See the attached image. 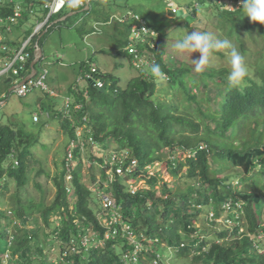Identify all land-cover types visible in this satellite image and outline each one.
Here are the masks:
<instances>
[{
  "label": "trees",
  "instance_id": "1",
  "mask_svg": "<svg viewBox=\"0 0 264 264\" xmlns=\"http://www.w3.org/2000/svg\"><path fill=\"white\" fill-rule=\"evenodd\" d=\"M45 1L22 0L21 4L33 8L35 17L41 20L46 15L42 7ZM195 1L212 3L215 13L227 24L223 36L219 27L211 30L217 37L231 40L243 55L248 67L245 84L241 88H230L227 77L231 65L223 63L209 64L205 71L192 73L182 61L166 56L163 35L157 31L153 47L147 42L136 46L144 57L153 55L167 76L163 81H167L168 89L158 91L151 68L134 67L132 55L125 49L133 18L127 12L112 17L96 14L94 26L114 24L115 17H124V21L115 22L123 31L117 38L123 50L115 52L114 56L126 57L138 73L120 86L116 74L102 72L95 66L93 75L103 80L101 87L87 79L83 86L76 84L68 88L71 101L67 108L64 105L60 109H55V105L39 106L41 112L52 110V117L65 132L63 167L54 176L53 199L41 205L42 228L35 221L32 227H27L30 219L23 208L15 212L0 209V264H130L128 254L134 249V243L122 230L124 224L129 225L135 239L143 245L139 264H152L154 259L156 264H169L165 261L167 256L160 252L163 247L178 258L190 257L189 264H264V245L260 250L258 238L264 234L260 211L264 203V51L254 52L252 61L248 44L254 36L264 40V25L243 17L241 0L231 1H240L233 9H230L231 3ZM195 1L177 8L195 17L199 13ZM96 4L97 0H90L88 9L84 10L83 5L69 11H77L76 14L82 11L87 20L92 11L97 10ZM10 6L0 14L11 13ZM66 8L52 15L48 24L67 15ZM28 14L23 13L17 26L29 20ZM147 25L150 26L148 22ZM53 26L51 24L45 32ZM202 30L208 31V27ZM95 31L92 26L86 35ZM39 34L31 38L30 58L22 73L24 78L31 72L35 44L42 45L45 33ZM28 35L29 32L24 34ZM15 43L8 40V44ZM229 51L213 53L229 61ZM85 67L90 71L91 66L85 64ZM12 86L11 78L0 77V101L15 94ZM158 93L169 99L156 97ZM15 118L12 115V119L0 123V196L10 184L26 185L29 160L34 154L36 138ZM79 128L80 135L77 134ZM71 144L76 163L71 164L68 171L65 164L67 147ZM94 146L101 148L102 156H94ZM83 147L92 162H99L98 186L108 183L106 190L111 192L113 207H104L96 192L100 209L90 206L93 190L82 179L80 154ZM111 148L114 152L127 151L129 158L122 165V173L113 170L108 177L105 157ZM132 160L136 164L130 169ZM157 161L178 181L177 188L163 181L160 189H156L161 179L156 173L148 172ZM230 166L241 169V189H237L231 176L223 175ZM41 173L46 171L41 168L38 174ZM140 173L147 179V187L132 191L130 181L137 179ZM67 174L72 178L69 187L65 180ZM89 176L95 180L92 174ZM113 210L121 215L120 221L114 224L116 233H111L102 222ZM6 252L10 255L7 258ZM170 257L172 259V255Z\"/></svg>",
  "mask_w": 264,
  "mask_h": 264
},
{
  "label": "rangeland",
  "instance_id": "2",
  "mask_svg": "<svg viewBox=\"0 0 264 264\" xmlns=\"http://www.w3.org/2000/svg\"><path fill=\"white\" fill-rule=\"evenodd\" d=\"M97 1L98 4L95 6L97 10L95 12L92 11L91 16L88 17L87 20H84V13L80 11L78 14L70 16L71 18L66 22L60 20L61 22L58 23V25L54 22L56 20H52L50 25L54 24V26L48 32H44L45 35L41 45L43 57L35 67L38 71L43 68L47 69V77L44 80L47 85V89L36 87L26 96H17L12 93L4 100V103L0 105L1 124L7 122L9 119H12V115H14L16 117L15 119L20 121L22 127L36 138V143L33 148L34 154L29 160L27 174L28 182L26 185L21 187L10 184L8 190L0 196V209L14 211L15 209L23 208L28 211L27 215L30 220L27 227H32L34 221L41 228L43 227V222L40 216V210L42 209L41 205H43V203L48 204L51 202L55 195L56 186L54 184V176L63 167L62 160L66 147L65 132L59 126L57 119L52 117V110L48 109V116H46L43 110L41 112V106L46 108L48 105H55V109H60V107L65 104L66 98H68V88L76 84L79 86H83L85 84V80L83 79L84 74L87 71L85 70V64L87 66L94 65L96 67H98V64L102 72L116 74L119 78L120 86H123L129 77L138 73V71L131 66L126 57L123 55L114 56L115 52L123 50L122 45L117 41V38H120L123 34L121 27L115 26V22H118L117 20H113L114 24L99 23L98 31L96 30V32L86 35V31L91 29L94 25L96 14H99L102 17H112L121 16L127 11L138 13L150 24V28L163 35L162 40L165 44L166 56L176 61H182L184 65L191 68L192 73L195 72V66L190 59H198L199 53H192L190 59L187 53L178 54L172 47L174 41L182 38L186 33H190L193 30L206 31L202 30L205 27H208V31H211L214 34L215 31H212L211 29H215V26L220 28L221 36L226 33L225 30L227 24L223 23L224 21L217 13H215V7L213 8V4L208 1L174 0L176 8L195 1V3H197V7H199V13L195 17L191 14L185 13L175 15L174 17L168 16V9L170 8L167 6L165 0ZM231 1L232 0H221V5L228 4ZM237 6L235 5V7ZM32 15L33 16H30L27 23L22 24L23 27H21V29L28 28L30 25L34 24L33 21L34 19H37V16L35 17L36 13H33ZM85 22L87 23L85 24ZM46 30L47 28L43 31ZM19 32L20 31L17 29V25H14L12 28L13 36H17ZM157 35L156 37H158ZM138 43H140V41ZM248 44L252 49L250 59L253 61L254 52L257 50L264 51V40L259 36H254L252 40L250 39L248 41ZM224 50L225 49H222L220 51ZM248 58L249 56L247 59ZM222 63L228 66L230 65L227 59H224L215 53L211 54L209 58L210 65L218 66ZM156 82L158 91H160L161 88L164 90L168 89L167 81H161L156 78ZM156 97L169 99V96H164V94L160 93H158ZM34 113L42 114L40 122L32 121L31 116H33ZM43 124L44 126L41 132L40 127ZM77 132L78 135H80L81 128L77 129ZM83 144L84 142H82V145ZM100 149L101 148L99 146H94L95 157L103 155ZM114 151L115 150L111 148L107 152L108 156L105 157L107 163L108 161H111L109 156L111 157L117 154H120L118 159L125 157L124 159L127 160L126 157L128 156L126 151ZM80 157L82 161V179L84 183L89 185V187L93 190L91 194L90 206L93 209H100V197L102 195L104 196L106 193H111L106 190L109 188V185L107 182H103L102 187L98 186L100 184L99 180L101 179V175L99 173L100 168L97 164L99 162L96 160L92 162L86 156L85 147L81 148ZM163 157L165 159L169 158V156ZM73 159L74 158H72V160ZM135 164L131 165L129 168L132 169V166ZM92 165H94V167ZM112 165L114 164L110 163L109 169L106 172L108 177H111ZM41 168H43L46 173L38 174V171ZM149 169V174L156 173L161 179V181L156 183V189H160V183L163 181L172 185L174 189L177 188L176 186L178 181L173 178L166 166L161 165L160 161L155 162L153 167ZM240 172V168H233L230 166L223 171V175L227 174L231 176V180L234 185L237 186V189H241L243 187V182L242 179L239 178L241 175ZM90 174L93 176L96 174L94 176L95 180L89 176ZM65 180L66 184L70 182L67 175ZM130 182V189L134 191L140 187H147V179L143 173H140V176L137 179L131 180ZM95 192L97 193L99 199L95 195ZM260 211L262 213L261 220L264 221V203L261 204ZM202 212H205V209H203ZM51 218H54V216ZM258 238L260 239L261 247L259 249L263 250L262 245H264V234H260ZM160 252L167 256V260L165 261L169 264H189L190 257L184 256L183 258H178L174 253L169 254L170 251L166 247L161 248ZM170 255H172V259Z\"/></svg>",
  "mask_w": 264,
  "mask_h": 264
},
{
  "label": "built area",
  "instance_id": "3",
  "mask_svg": "<svg viewBox=\"0 0 264 264\" xmlns=\"http://www.w3.org/2000/svg\"><path fill=\"white\" fill-rule=\"evenodd\" d=\"M90 0H87V3L89 4ZM218 2H221V0H216ZM167 6L171 9H178L175 7L174 0H165ZM86 3V4H87ZM231 3V2H229ZM228 3V4H229ZM240 1H236V3L230 4V9H233L235 5H239ZM11 5L12 11L9 14H0V77H6L11 78L12 80V92H14L17 96H26L31 90H33L36 87H41L43 89H47V85L45 84L44 80L47 77V69L43 68L39 71V73L36 74L33 78L27 80L25 83H21L25 78L22 73L26 71V64L30 58V51L29 46L31 43V38L35 34L40 33L45 28H48L50 26V23L48 24V21L50 17L54 14H57L64 10L66 7L70 6L72 8H77L72 4L71 0H47L42 4V7L44 10H46L45 17L36 22V25L34 27L33 33L20 41L17 45H11L8 44V36L12 32V28L14 25L18 24V20L20 17H22L23 13L27 11L29 14L34 13L33 8H27L24 7L18 0H0V12L6 8V6ZM85 4H81L83 6ZM10 6V8H11ZM195 6H197V3H195ZM127 15L133 18L132 24H131V31L130 35L128 37L129 43L126 45L125 49L128 51L129 54L132 55V63L133 66L136 68H142L144 66L151 68L153 64H156V58L152 55L151 58H146L143 56L142 52L139 51L138 47L136 46L137 43L140 42H147L150 47H153V38L158 34L154 29L150 28L147 25V21L141 17L138 13H135L133 11H127ZM119 21H124V17H115ZM96 30H98V25L96 24L94 26ZM10 41V40H9ZM96 71L95 66H91L90 71L85 72L84 74V80L92 81V83L98 87H101L103 85V80L95 77L93 73ZM165 77L166 74H165ZM70 104V98H66L64 106L67 108ZM77 108L80 107V104L75 105ZM46 116H48V113H45ZM41 115L39 113H34L32 116V119L34 122H38L40 120ZM78 134V132H77ZM72 147L73 144L67 147V156H66V169H70V165H74V159L73 153H72ZM125 152V151H124ZM127 152V151H126ZM117 154V153H115ZM120 154L114 155L110 157V160L108 163L111 166V173L113 170H115L118 173L123 172V163L125 161L124 158L118 159V156ZM127 159L129 158L128 152H127ZM14 164H17V160L13 157ZM135 164V161L132 160L131 165ZM115 166H117L115 168ZM113 168V169H112ZM68 179L71 181V175L67 174ZM70 182H68L66 185L69 187ZM134 191V190H132ZM101 202L104 207H113L114 201L111 197V193H106L104 196L102 195L100 197ZM121 219V215L118 213L117 210H113L109 216V218H103L102 222L105 226H107L111 233H116L117 229L114 227V224L119 222ZM130 227L127 224H124L122 227V230L126 232V234L132 239L131 242L134 243V249L129 252L128 254V262L130 264H139V253L141 252L143 245L139 241L135 239L134 234L131 230H129ZM88 240L84 239V244H86ZM9 257V252H6L5 258ZM157 259V258H156ZM152 264H156L157 261L154 259L151 262Z\"/></svg>",
  "mask_w": 264,
  "mask_h": 264
},
{
  "label": "clouds",
  "instance_id": "4",
  "mask_svg": "<svg viewBox=\"0 0 264 264\" xmlns=\"http://www.w3.org/2000/svg\"><path fill=\"white\" fill-rule=\"evenodd\" d=\"M87 0H72V4L80 7L81 4H86ZM240 8L243 10V17H248L251 22L264 25V0H241ZM173 49L178 54L187 53L189 59L192 53H199V58L192 60L194 71L197 73L205 71V67L209 65V58L216 50L227 49L229 51V63L231 71L227 77L230 88H241L245 84V78L248 76V67L244 57L238 48L228 39L218 38L211 31L193 30L186 33L182 38L176 39L172 45ZM151 74L154 78L161 81L165 78V73L162 71L159 64L151 66ZM261 167V165H257ZM242 229L240 228L239 231Z\"/></svg>",
  "mask_w": 264,
  "mask_h": 264
},
{
  "label": "crops",
  "instance_id": "5",
  "mask_svg": "<svg viewBox=\"0 0 264 264\" xmlns=\"http://www.w3.org/2000/svg\"><path fill=\"white\" fill-rule=\"evenodd\" d=\"M18 2H22V0H18ZM87 6H89V4L87 5V4H85V6H84V10H86L87 9ZM71 8L72 7H70V6H68L66 9L69 11V10H71ZM25 12H27V11H25ZM77 13V11H69L68 12V14L67 15H65L66 16V18L67 17H70V16H72V15H74V14H76ZM29 15V19H30V16H33V15H31V14H28ZM64 17V16H63ZM65 18V19H66ZM42 20V19H41ZM60 20H63L62 19V17L60 18V19H57L56 21H54V22H57V21H60ZM37 21H40V20H37V19H34V24H32V25H30V27H28V28H22L21 29V27H23L22 25L21 26H17V29L20 31L19 32V34H17V36H13V34H12V32H11V34L8 36V39L10 40V42H12V41H14V42H16L15 44L17 45L20 41H22L23 39H25V38H27V37H29L32 33H33V29H34V27H35V25H36V22ZM28 22V21H27ZM27 22H25V23H27ZM24 23V24H25ZM94 24H95V22H94ZM93 27H94V25H93ZM95 28V27H94ZM21 29V30H20ZM95 30H96V28H95ZM99 30V29H98ZM97 30V31H98ZM26 32H29V35L26 37V36H24V34L26 33ZM44 32L45 31H42V32H40V36L41 35H43L44 34ZM96 32V31H95ZM88 35V34H87ZM11 45H13V44H11ZM36 45H37V43L35 44V47H36ZM41 49H42V47H41ZM35 51V50H34ZM42 57H43V51H42ZM36 66V65H35ZM97 66L98 67H100L98 64H97ZM37 73H39V71H38V69H36V74ZM30 74V73H29ZM36 74L34 75V76H36ZM28 76V75H27ZM26 76V77H27ZM33 76V77H34ZM32 77V78H33ZM54 93V92H53ZM69 98V97H68ZM71 101V100H70Z\"/></svg>",
  "mask_w": 264,
  "mask_h": 264
},
{
  "label": "water",
  "instance_id": "6",
  "mask_svg": "<svg viewBox=\"0 0 264 264\" xmlns=\"http://www.w3.org/2000/svg\"><path fill=\"white\" fill-rule=\"evenodd\" d=\"M88 5V3H87ZM89 8V6H87V9ZM184 12V9H168V16L170 17H174L175 15H180ZM66 18V16L62 17V19L64 20ZM42 58V49L41 47L37 44L35 47V51H34V58L31 61L30 67H31V72L30 74H28V76L21 82L22 84L25 83L27 80L31 79L35 74H36V67L35 65L40 61V59ZM12 91V90H11ZM4 103V101H0V105H2Z\"/></svg>",
  "mask_w": 264,
  "mask_h": 264
}]
</instances>
